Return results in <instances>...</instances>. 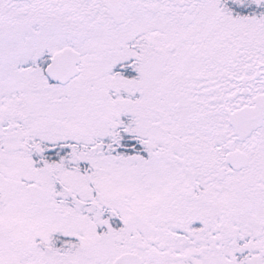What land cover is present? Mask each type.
I'll list each match as a JSON object with an SVG mask.
<instances>
[{
	"label": "snow or ice",
	"instance_id": "1",
	"mask_svg": "<svg viewBox=\"0 0 264 264\" xmlns=\"http://www.w3.org/2000/svg\"><path fill=\"white\" fill-rule=\"evenodd\" d=\"M0 264H264V0H0Z\"/></svg>",
	"mask_w": 264,
	"mask_h": 264
}]
</instances>
